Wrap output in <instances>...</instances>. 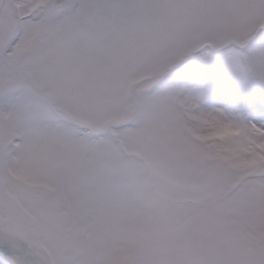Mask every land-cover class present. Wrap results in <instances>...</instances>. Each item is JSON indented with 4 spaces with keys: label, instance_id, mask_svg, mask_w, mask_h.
<instances>
[{
    "label": "snow or ice",
    "instance_id": "snow-or-ice-1",
    "mask_svg": "<svg viewBox=\"0 0 264 264\" xmlns=\"http://www.w3.org/2000/svg\"><path fill=\"white\" fill-rule=\"evenodd\" d=\"M0 264H264V0H0Z\"/></svg>",
    "mask_w": 264,
    "mask_h": 264
}]
</instances>
